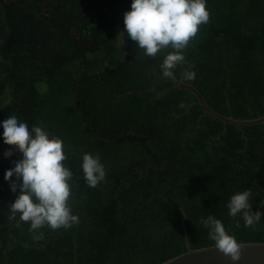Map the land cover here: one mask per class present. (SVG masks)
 <instances>
[{"label": "trees", "instance_id": "1", "mask_svg": "<svg viewBox=\"0 0 264 264\" xmlns=\"http://www.w3.org/2000/svg\"><path fill=\"white\" fill-rule=\"evenodd\" d=\"M131 3L0 0V264H160L214 245L200 223L208 215L238 242L264 241V216L253 230L227 207L251 190L252 210L264 213V122L227 123L177 88L193 85L226 116H264V0H206L210 20L171 77L160 69L171 49L145 57L127 35ZM12 115L61 138L73 173L79 223L42 228L40 241L19 214L10 219L22 182L12 177L13 192L4 179L22 159L3 140ZM85 153L106 170L95 188L84 179Z\"/></svg>", "mask_w": 264, "mask_h": 264}, {"label": "clouds", "instance_id": "2", "mask_svg": "<svg viewBox=\"0 0 264 264\" xmlns=\"http://www.w3.org/2000/svg\"><path fill=\"white\" fill-rule=\"evenodd\" d=\"M209 20L206 0H132L131 10L124 14L125 31L143 50L145 57L155 58L171 49L160 65L162 73L168 77L174 75L178 66L186 63L184 50L196 38L200 26ZM183 75L187 80L195 79L194 71L186 70ZM2 127L4 143L22 153V159L14 162L15 166L4 176L13 192L17 190V183L12 177L15 175L22 180L20 194L10 205V219L19 214V221L29 225L28 231L36 241L44 239L42 228L55 231L79 223L78 215L73 214L69 205L72 196L69 182L73 173L63 163L67 160L63 140L50 136L42 126L30 129L15 115L5 119ZM12 154L11 150L4 153L6 157ZM81 167L89 187L95 188L106 178L99 154L85 153ZM251 201V190H244L233 194L227 207L230 217L242 216L244 226L255 230L264 213L253 211ZM200 223L208 229V238L214 241L219 252L233 262L240 260L241 245L221 220L208 215L202 217Z\"/></svg>", "mask_w": 264, "mask_h": 264}, {"label": "water", "instance_id": "3", "mask_svg": "<svg viewBox=\"0 0 264 264\" xmlns=\"http://www.w3.org/2000/svg\"><path fill=\"white\" fill-rule=\"evenodd\" d=\"M177 88H186L192 91L198 98L200 105L210 115L227 123L236 125H254L264 122V116L253 119H237L226 116L211 108L199 90L183 80H177ZM170 91H161L160 94ZM241 245V257L239 261L233 262L229 257L219 252L214 245L197 249L189 248L187 251L172 257L160 264H264V241L263 242H239Z\"/></svg>", "mask_w": 264, "mask_h": 264}]
</instances>
